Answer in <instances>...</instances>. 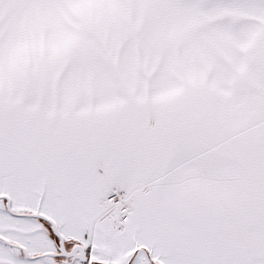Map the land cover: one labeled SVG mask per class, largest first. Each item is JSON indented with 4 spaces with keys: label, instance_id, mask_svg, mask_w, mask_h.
I'll list each match as a JSON object with an SVG mask.
<instances>
[{
    "label": "snow or ice",
    "instance_id": "snow-or-ice-1",
    "mask_svg": "<svg viewBox=\"0 0 264 264\" xmlns=\"http://www.w3.org/2000/svg\"><path fill=\"white\" fill-rule=\"evenodd\" d=\"M0 264H264V0H0Z\"/></svg>",
    "mask_w": 264,
    "mask_h": 264
}]
</instances>
